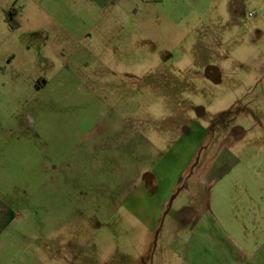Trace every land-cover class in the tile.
Returning <instances> with one entry per match:
<instances>
[{
	"label": "rangeland",
	"instance_id": "1",
	"mask_svg": "<svg viewBox=\"0 0 264 264\" xmlns=\"http://www.w3.org/2000/svg\"><path fill=\"white\" fill-rule=\"evenodd\" d=\"M69 1L0 0V264H246L209 219L264 179V0H147L104 44L60 24ZM202 202L224 241L194 260Z\"/></svg>",
	"mask_w": 264,
	"mask_h": 264
},
{
	"label": "crops",
	"instance_id": "2",
	"mask_svg": "<svg viewBox=\"0 0 264 264\" xmlns=\"http://www.w3.org/2000/svg\"><path fill=\"white\" fill-rule=\"evenodd\" d=\"M70 1L72 8L68 10L59 9L57 11L58 19L65 28L74 30L73 38L79 44H82L84 39H88L86 44H89V36L93 39V44L108 42L105 39L109 41L113 39L112 41L118 43L124 42L125 36L123 32L119 31L120 27L126 23L127 18H130L134 12L140 11L141 5L150 3L147 0ZM69 32H71V29H69ZM209 161L210 163L205 165L204 170L200 171L199 174L192 173L196 177V182L191 188L192 195L202 193L200 187L195 184L204 183L207 186L210 180L217 181V179L220 180L225 177H222V173L224 172V166H227L225 165L226 161L222 160L221 157H212ZM231 164L232 162L229 165ZM234 165H236V169H240L241 164L238 161L232 164V166ZM242 168L244 169V167ZM235 172L231 170V176ZM238 190L243 191V194L238 197L239 200L230 203L229 219L222 220L218 216H212L209 222L214 225L216 232L218 230L222 231L223 224L227 222L229 225L237 226L240 230V235H225L229 243L228 247L231 249L235 260H245L244 263L246 264H264V179L255 175L247 186L241 189L238 188ZM208 191L210 193L211 190L208 188ZM214 193L215 191L212 192L213 197L210 199L212 202H214ZM209 202L206 204L202 202V207L200 208V204L198 205L199 211L197 213L195 211V215L183 219L184 229L188 228L191 232L189 237L186 236L187 243L184 248L188 254H191V259L194 260L202 254V247L204 248L203 251L206 250L204 245L207 240L213 243L210 252L217 255H221L222 252L221 248L224 240L221 242V237L218 238L215 232L209 235L205 233V216L201 212L208 209ZM209 205L211 207V204ZM184 237L182 235V240ZM224 246H227V244Z\"/></svg>",
	"mask_w": 264,
	"mask_h": 264
},
{
	"label": "trees",
	"instance_id": "3",
	"mask_svg": "<svg viewBox=\"0 0 264 264\" xmlns=\"http://www.w3.org/2000/svg\"><path fill=\"white\" fill-rule=\"evenodd\" d=\"M17 13L16 9L13 7V8H10L8 9L7 11H5V18H6V21L12 26V27H15L17 24L15 23L14 21V16L15 14Z\"/></svg>",
	"mask_w": 264,
	"mask_h": 264
}]
</instances>
